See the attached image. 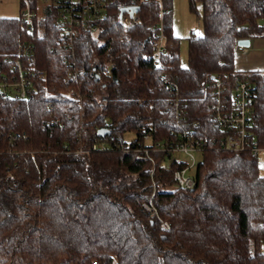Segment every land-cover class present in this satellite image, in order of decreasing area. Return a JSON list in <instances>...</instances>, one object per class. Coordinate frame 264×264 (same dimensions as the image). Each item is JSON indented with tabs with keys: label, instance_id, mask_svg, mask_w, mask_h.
Listing matches in <instances>:
<instances>
[{
	"label": "trees",
	"instance_id": "obj_1",
	"mask_svg": "<svg viewBox=\"0 0 264 264\" xmlns=\"http://www.w3.org/2000/svg\"><path fill=\"white\" fill-rule=\"evenodd\" d=\"M133 3L140 21L124 28L119 8ZM163 3L168 52L157 63L143 58L157 0H108L99 31L68 61L50 18L37 37L20 13L0 17V66L11 73L19 59L33 89L0 94V264H264V176L256 156L215 149L230 131L213 121L210 91L217 74L228 87L245 78L251 135L264 145V69L234 66L237 40L264 38V0H188L203 33L187 38L185 64ZM188 133L204 148L186 190L173 178L186 161L139 159L138 148ZM150 200L169 229L147 215Z\"/></svg>",
	"mask_w": 264,
	"mask_h": 264
},
{
	"label": "built area",
	"instance_id": "obj_2",
	"mask_svg": "<svg viewBox=\"0 0 264 264\" xmlns=\"http://www.w3.org/2000/svg\"><path fill=\"white\" fill-rule=\"evenodd\" d=\"M143 1V0H139ZM108 0H21L20 20L27 32L41 37L45 33L44 21L50 18L57 28V37L61 50L64 52L63 61L74 59V48L84 34H96L100 27V21L105 17V8ZM158 3V22L155 24V32L145 46L143 58L146 61L157 63L163 54L168 51L165 46L162 20L168 12L163 0ZM131 5H138L133 3ZM129 6V5H127ZM139 6V5H138ZM52 18H51V17ZM137 12L129 15L123 12L118 15V22L128 28L139 23ZM241 52H247L249 47L237 46ZM28 63L33 62L31 55L26 56ZM12 72L8 73L0 66V94L14 99L30 98L32 87H30L29 70L24 68L19 59H15L11 65ZM221 74L214 76L211 85V109L212 119L217 126L227 129L230 133L219 136L215 142V149L233 152H248L252 156L258 155L264 150V145L251 135L252 125V93L251 85L245 78H235L231 87L225 83ZM191 133L183 134L182 140L170 145L156 143L154 146L138 148L144 153L138 155L139 159H150V151H161L172 157L175 152H182L190 158V163L175 170L173 178L176 185L182 189L189 190L194 186V179L189 169L195 164V153L200 152L204 143L194 140ZM14 138L24 137L19 132L12 133ZM106 142L100 141L93 144L92 149L104 150ZM143 208L151 218L159 219V213L151 202L143 203ZM162 230L169 229V223L160 220ZM264 227V222L261 223ZM91 264H100L93 260Z\"/></svg>",
	"mask_w": 264,
	"mask_h": 264
},
{
	"label": "rangeland",
	"instance_id": "obj_3",
	"mask_svg": "<svg viewBox=\"0 0 264 264\" xmlns=\"http://www.w3.org/2000/svg\"><path fill=\"white\" fill-rule=\"evenodd\" d=\"M170 17L171 30L174 36L180 38V58L181 63H186L187 38L193 33L194 35H202L203 24L199 5L196 11L189 8L188 0H170ZM20 13V0H0V17H18ZM252 47V45H250ZM236 68V62L234 60ZM127 139H132V134H126ZM196 161L199 159L198 152L194 154ZM172 157L179 161L190 163V158L182 152H175ZM258 168L262 176H264V150L257 155ZM192 167L189 169V172Z\"/></svg>",
	"mask_w": 264,
	"mask_h": 264
},
{
	"label": "crops",
	"instance_id": "obj_4",
	"mask_svg": "<svg viewBox=\"0 0 264 264\" xmlns=\"http://www.w3.org/2000/svg\"><path fill=\"white\" fill-rule=\"evenodd\" d=\"M247 52L235 51L236 69L238 70H263L264 69V38L250 39Z\"/></svg>",
	"mask_w": 264,
	"mask_h": 264
},
{
	"label": "water",
	"instance_id": "obj_5",
	"mask_svg": "<svg viewBox=\"0 0 264 264\" xmlns=\"http://www.w3.org/2000/svg\"><path fill=\"white\" fill-rule=\"evenodd\" d=\"M139 10L138 5H129V6H123L119 8L118 15L121 16L123 12H127L129 15H132L133 13L137 12ZM237 46H244V47H249L250 46V40L249 39H239L236 42ZM109 129H99L98 130V135L99 136H104L106 133H109Z\"/></svg>",
	"mask_w": 264,
	"mask_h": 264
}]
</instances>
